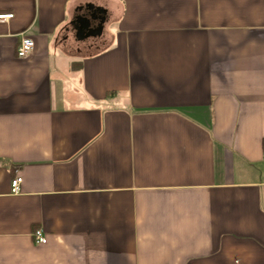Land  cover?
Returning <instances> with one entry per match:
<instances>
[{"label":"crops","instance_id":"crops-1","mask_svg":"<svg viewBox=\"0 0 264 264\" xmlns=\"http://www.w3.org/2000/svg\"><path fill=\"white\" fill-rule=\"evenodd\" d=\"M0 15V264H264V0Z\"/></svg>","mask_w":264,"mask_h":264},{"label":"built area","instance_id":"built-area-1","mask_svg":"<svg viewBox=\"0 0 264 264\" xmlns=\"http://www.w3.org/2000/svg\"><path fill=\"white\" fill-rule=\"evenodd\" d=\"M12 17L13 15H0V21H7L11 19ZM34 48H35V42L33 41V39L26 37V36L21 37L19 47L17 50V56H18L17 58H20V59L27 58L29 55L32 54ZM21 181H22V178L20 177H17L16 179L12 181V193L13 194L20 193ZM33 239L35 241V244H37V246L45 245L47 243V239L41 230H36L33 233Z\"/></svg>","mask_w":264,"mask_h":264},{"label":"flooded vegetation","instance_id":"flooded-vegetation-1","mask_svg":"<svg viewBox=\"0 0 264 264\" xmlns=\"http://www.w3.org/2000/svg\"><path fill=\"white\" fill-rule=\"evenodd\" d=\"M82 16L86 19L84 22H82V28L84 27L87 29L90 25V29L86 30V34H96L101 29L102 20H104V17L102 15H98V13H95L93 11H85ZM88 25V26H87Z\"/></svg>","mask_w":264,"mask_h":264},{"label":"rangeland","instance_id":"rangeland-1","mask_svg":"<svg viewBox=\"0 0 264 264\" xmlns=\"http://www.w3.org/2000/svg\"><path fill=\"white\" fill-rule=\"evenodd\" d=\"M113 29H115L114 26L111 27V30H113ZM96 50H100V49L93 48L91 51H88L87 49H85L83 52H84V54H88L89 52L94 53ZM72 51H74V49Z\"/></svg>","mask_w":264,"mask_h":264},{"label":"water","instance_id":"water-1","mask_svg":"<svg viewBox=\"0 0 264 264\" xmlns=\"http://www.w3.org/2000/svg\"><path fill=\"white\" fill-rule=\"evenodd\" d=\"M101 13H103V12H101ZM103 22H104V20H102ZM103 22H102V24H101V29L99 30V32L98 33H96V34H93V36L94 37H96V36H101V34H102V29H103ZM88 26V25H87ZM79 37V36H78Z\"/></svg>","mask_w":264,"mask_h":264}]
</instances>
